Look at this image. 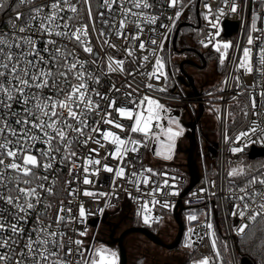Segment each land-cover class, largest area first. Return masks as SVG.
Returning <instances> with one entry per match:
<instances>
[{"label": "snow or ice", "instance_id": "snow-or-ice-1", "mask_svg": "<svg viewBox=\"0 0 264 264\" xmlns=\"http://www.w3.org/2000/svg\"><path fill=\"white\" fill-rule=\"evenodd\" d=\"M164 2L176 9L167 16L169 24L161 22L165 11L159 0H0V13H11L7 30L0 29V264H121L117 250L95 236L89 239L86 220L95 213L80 196L96 203L103 199L104 206L97 209L102 214L115 207L111 199L123 190L149 225L159 220L151 214L156 205L171 207L157 196L179 195L164 193L175 187L166 172L140 162L142 150L173 159L184 134L179 119L168 115L171 109L154 95L167 91L153 83L168 80L159 51L188 7L183 0ZM222 3L225 7L214 13L204 0V19L217 31L201 44L212 45L221 68L230 66L218 90L233 89L232 104L224 116L218 107L211 111L225 129L227 120L240 124L234 137L224 132L226 143L239 145L229 149L236 155L251 144H264V27H257V20L264 24V14L253 15L246 46L213 43L225 9L235 14L241 7L237 0ZM158 4L159 12L154 11ZM259 4L264 10V0ZM233 48L240 54L229 61ZM126 64L134 67L129 70ZM114 75L123 77L119 85ZM64 167L69 179L64 181V199L56 203ZM101 173L111 174L110 192L81 187L95 186ZM152 177L165 178L160 183ZM227 177L222 199L230 202L228 214L240 221L232 230L247 236L259 225L264 233V164L253 171L241 162L229 168ZM209 183L216 187L215 181ZM204 215L201 227L207 231L201 235L189 227L184 247L193 248V235L207 237L211 253L192 264H223L211 213ZM187 219L198 217L189 214Z\"/></svg>", "mask_w": 264, "mask_h": 264}, {"label": "built area", "instance_id": "built-area-1", "mask_svg": "<svg viewBox=\"0 0 264 264\" xmlns=\"http://www.w3.org/2000/svg\"><path fill=\"white\" fill-rule=\"evenodd\" d=\"M183 2L184 4L188 5V7L184 8L181 17L176 23V26L170 33V38L164 41L165 45L171 43L177 26L180 23L186 24V18L189 13L195 16V23L197 29L199 30V37L196 43L197 48L202 52L213 53L219 56V54L214 50L211 44L209 45V47H204L201 44L202 40H207L209 38V33H214L217 31V29L211 27L208 20L204 19V13H206L207 11L203 6L204 0H191V4H189V0H183ZM207 2L211 4L214 13L217 8L225 7L222 3V0H207ZM237 2L241 6L238 13L233 14L231 12H228L227 9H225L226 14L219 21L220 35L215 38L213 43L217 41L224 42L225 40H230L233 45H247L248 31L251 23L253 22V15L264 14V10L261 9L259 0H255V2L254 0H237ZM153 3H157V0H153ZM159 3L163 4V10L165 11V15L161 17V22H163L164 24H169L170 21L167 19V16H174L176 9L167 8V4L164 2V0H159ZM154 11H161L159 4L154 9ZM10 14V12L0 13V29L7 30V24L5 23V21L7 19V16ZM214 18V16H210L209 20H213ZM224 21L235 22L237 24L236 31L233 32L229 37H224ZM257 27H264V24H261L260 21L257 20ZM159 30L161 32L165 31V29ZM112 39L118 44H123V41L116 40L114 36L112 37ZM93 42L95 43V40ZM161 53L162 51H159L160 56ZM234 54L239 55L240 53L235 48L230 49L228 55L229 61L232 59ZM141 55H143V53ZM118 58L123 57L118 55ZM151 63H154V60H152ZM126 67L131 70L134 66L131 64H126ZM228 71H230V66L226 64L223 72L218 75L219 80H217L208 88H204V86L196 87L198 94L192 96L186 95L187 91H189L190 89L184 91L180 89L179 82L177 79L173 81L172 78L169 79L168 77V80L166 82L163 79H161L159 82L153 81V83L156 84L157 87L167 88L166 92L154 93V95L160 100L161 103L172 100H175L179 103V105L175 108L164 104L166 107L171 109L173 114H177L176 118H178L179 120L181 118H184L186 122L190 121L192 118L195 117L196 112L198 110V106L201 105L203 107L201 127L198 128L200 133L197 137L198 143H201L199 146L200 150L198 151L199 155L196 160L199 179L196 184H194V186L187 191L186 194L182 195L183 191L188 186L190 180L187 168L185 167L186 160L183 159L182 165H175L173 163H163L159 161L157 157H155L151 152H146L142 150L140 162H142L144 166L151 167L157 172H166L169 185L175 186L174 188H165L163 190L164 193L170 191H178L179 195H158L157 199H160L161 201L167 200L170 203L171 207L163 208L160 205H156L153 208L151 214L153 217H159V220L152 222L149 225H145L141 217L137 215V202L130 199L127 193H125L123 190L118 189L117 195L113 196L111 199V203L114 204L115 207L105 209L102 214L97 212V209L102 208L104 206L103 199H101L99 203H96L88 197L80 196L79 199L85 203V207L88 208L91 212L95 213V215L89 216L86 220L89 239L92 234L94 235L97 227L96 225L91 226L90 221L93 219L100 221L104 217V215L110 216L113 213H118L119 215L128 214L136 218L140 227L153 228L154 226L158 225L162 220H170L175 224L173 215L180 206L182 234L178 243L179 252L176 256L175 264H192L193 260L200 259L202 256L209 255L211 253L210 243L207 237H205L203 240H200L197 235H193L192 240L195 242L193 248L189 249L184 247L186 234L189 227L196 229L197 232L201 235L207 231V229L201 227V225L205 222L204 214L206 212L211 213V222L214 225L218 237V248L221 254H224L223 264H225V262L227 264H240V259L244 256L238 253V244L244 236H238L232 230L233 223L238 224L240 221L238 219L234 220V218H232L228 214L230 202H226L222 199L227 195V171L230 167L235 166L236 164H239L241 162H243V164L245 165L251 166L253 171L258 170L260 168V165L264 164V154L261 156L250 158L249 153L251 152L252 148L264 149V144H251L243 152L233 155L229 150L230 147L239 145L226 143L224 140L225 131L228 132L229 136L234 137L235 134L240 130V124H233L230 120L225 121L228 124L227 129H225L224 123H222L221 120L217 119L218 114L214 111H211L213 107H218L221 110L219 114L221 116H224L225 109L232 104L231 96L233 94V89L229 88L224 92L218 90L223 86L222 81L224 80ZM112 78L118 85L123 79L122 76L116 75H114ZM247 79L251 80L252 78L248 77ZM209 93H212V95H209ZM220 97H223V99H220ZM231 110L233 112L238 111L235 106H232ZM171 111L170 113H168V115H172ZM164 123L166 124L167 122L164 121ZM212 135L215 137L214 140L210 139V136ZM210 148L214 151V153L210 151ZM109 162L113 164L115 163L114 161ZM140 162H138V168ZM173 177H175V179H172ZM164 178L165 177H152L153 180H158V182L160 183H162ZM68 179V168L64 167L62 169V175L59 178V184L57 186V196L55 198L56 203H58L60 199H64V181ZM210 181H215L216 187H212L209 183ZM237 182L240 183L241 181ZM118 183L125 184L124 181H118ZM81 187H89L90 190L93 191L110 192L112 190L111 174L101 173V176L97 180L95 186L81 185ZM140 187L142 190H149L145 189V186L143 184H141ZM202 188H207L208 192L202 193L200 191ZM211 192H216L217 195L210 196L209 193ZM133 194L135 195L134 189ZM65 203H67V201H65ZM149 206L152 207L151 204ZM189 214H196L198 219L189 222L187 219V216ZM84 226L85 225H76V227L81 229ZM261 235L262 251L264 252V233H262ZM225 245H227L226 248ZM116 250L118 251L117 247ZM251 263L254 264L252 261Z\"/></svg>", "mask_w": 264, "mask_h": 264}, {"label": "flooded vegetation", "instance_id": "flooded-vegetation-1", "mask_svg": "<svg viewBox=\"0 0 264 264\" xmlns=\"http://www.w3.org/2000/svg\"><path fill=\"white\" fill-rule=\"evenodd\" d=\"M177 39L178 38L176 37V41ZM176 48L182 50V52L178 53L173 51L171 53L172 54L171 57L180 56L181 61L180 59L178 60L176 58V60H174L172 58L171 64L173 65V67L179 70L180 62L192 61L195 64V66L184 64L183 68L187 74L192 76L195 86L198 87L197 80L195 79L194 75L197 71H201L205 69V67L207 66L206 59L208 58L207 56L208 53L202 52L197 47H195L194 45H190L189 42L185 40H184V44L181 45L178 44ZM165 69L170 79L173 76V74L167 68ZM179 74L180 73H175L174 75H176L177 77ZM179 86L180 89L183 91L189 89L188 87L183 86L180 82H179ZM202 115H203V111L199 120L196 122L194 126V137L198 144V151L200 150L199 146L201 143H198L197 137L198 134L200 133L198 128L201 127ZM179 121L184 129L183 124L186 122V120H184V118H181ZM185 131L186 130L184 129V133ZM181 137L183 138V141L181 143H176V148L174 151V155L176 156V158L175 160H173V164L175 165H182L183 159H185L186 157L184 151L187 149V140L184 138V134ZM96 226H97L96 231L93 236L96 237V240L105 243L107 246L113 248L114 250H116V246L108 245L107 242L110 241L111 238L112 239L120 238L121 240L120 243L123 245L126 252V264H175L176 256L178 255L179 252L178 245L173 249H167L159 244L154 243L153 241L145 237L143 234L132 231L133 229L140 228L134 216H130L128 214L119 215L118 213H113L110 216L106 215L100 221H97ZM148 229L163 244L171 243V241L174 238L172 237L171 232L170 233L166 232L167 234H164L163 236L161 235L162 233L160 232L162 229L161 230H156L154 228H148ZM162 231L165 233V229Z\"/></svg>", "mask_w": 264, "mask_h": 264}, {"label": "water", "instance_id": "water-1", "mask_svg": "<svg viewBox=\"0 0 264 264\" xmlns=\"http://www.w3.org/2000/svg\"><path fill=\"white\" fill-rule=\"evenodd\" d=\"M186 25L187 24H185V23H180L177 26L176 30H175L174 36H173V38L171 40V44H172L173 50L175 52H178V53L182 52V50H179V49H177L175 47V43H176V37H177V34H178V30L181 27L186 26ZM236 26H237V24L235 22L224 21L223 22V27H224V31H225L224 32V37H229L233 32H235L236 31ZM184 64L195 66V64L192 61H182V62H180V65H179V73L180 74L177 76L176 79L183 86L188 87L190 89L186 93L187 96L197 95L198 92H197L196 86L194 84V80H193L192 76L187 74L186 71L184 70V68H183ZM199 67H201V66H199ZM202 111H203V107L201 105H199L195 117L192 118L190 121L185 122L183 124L184 129L186 130L185 133H184V138L187 140V149L184 151V153L186 155V157H185V160H186L185 167L187 168L190 180H189L188 186L183 191L182 195L186 194L187 191L191 187H193L194 184H196V182L199 179V173H198V168H197V164H196V160H197V157H198L199 153L197 152L198 151V144H197L196 139L194 137V126H195L196 122L199 120V118H200V116L202 114ZM210 151L212 153H214V151L211 148H210ZM263 154H264V149L252 148L251 152L249 153V157L250 158H254V157H257V156H261ZM180 209L181 208L179 206L178 209L175 211V213L173 215V219H174V222L176 224V233H175V236H174L173 240L169 244L161 243V241L158 240V238L156 236H154L149 231L148 228L140 227V228L133 229L132 231L143 234L145 237H147L148 239H150L154 243L161 245L164 248L173 249L174 247H176L178 245L180 237H181V234H182V222H181V219H180ZM105 216L106 215H104V217ZM96 222H97V220L93 219V220L90 221V225L91 226H95ZM120 242H121L120 238H118V239H112L111 238L110 241L107 242V244L117 247L118 253L120 254V257H121V264H126V252H125V249H124L123 245ZM240 264H252V263L247 257H241Z\"/></svg>", "mask_w": 264, "mask_h": 264}, {"label": "trees", "instance_id": "trees-1", "mask_svg": "<svg viewBox=\"0 0 264 264\" xmlns=\"http://www.w3.org/2000/svg\"><path fill=\"white\" fill-rule=\"evenodd\" d=\"M199 37V30L197 29L196 23L194 25L183 26L178 30L177 41L175 46H178V40H180V44H184V40L189 42L190 45H196V41ZM169 50H173V46H169ZM169 52V51H168ZM165 52L163 54V59L165 61V65L172 74L173 81L176 80L175 73H178V70L173 67L171 61L169 60V54ZM208 57H212L215 60V70L218 75L221 74L224 68L219 66L218 55L213 53H208ZM176 69V70H175ZM212 85V84H211ZM252 232H255V235H251ZM262 232L259 230V225H253L249 230V235L244 236L238 244V253L244 257H247L254 264H264V252L262 251Z\"/></svg>", "mask_w": 264, "mask_h": 264}, {"label": "rangeland", "instance_id": "rangeland-1", "mask_svg": "<svg viewBox=\"0 0 264 264\" xmlns=\"http://www.w3.org/2000/svg\"><path fill=\"white\" fill-rule=\"evenodd\" d=\"M183 18H184V16H183ZM195 22H196V18H195V16L194 15H191V14H189L188 13V16H187V18H186V24H189V25H194L195 24ZM187 26V25H186ZM180 40H178V44H180V42H179ZM227 41H230V40H225L224 42H227ZM231 42V41H230ZM181 45V44H180ZM169 46H172V44L171 43H169V44H166L165 45V48H164V50L162 51V53H161V57H163V54L165 53V52H168V54H169V60L170 61H172V58L174 59V60H176V58L179 60L180 59V56H178V57H175V56H172L171 57V53L174 51V50H172V51H170L169 50ZM180 61H181V59H180ZM206 61H207V66L205 67V69H203V70H201V71H197L196 73H195V75H194V77H195V79L197 80V85L198 86H204V88H208L209 86H211V84H213V83H215L217 80H219V77H218V72L215 70V60H214V58H212V57H208L207 59H206ZM217 72V73H216ZM178 73H179V70H178ZM174 76H172L171 78H173ZM163 104H165V105H168V106H170V107H177L178 105H179V103L178 102H176L175 100H172V101H165V102H163ZM171 113H172V111H171ZM176 113H172V115H170V116H173V117H176ZM210 139L211 140H214L215 139V137L212 135V136H210ZM183 141V138L182 137H180L178 140H177V143H181ZM155 147V146H154ZM175 158H176V156L174 155L173 156V159H171V160H164V159H162V158H157L159 161H161V162H163V163H173V160H175ZM172 228V229H171ZM154 229H156V230H164L165 229V233L161 230L160 232L162 233L161 235H163L164 236V234H167L166 232H168V233H172V237H174L175 236V233H176V226H175V224L172 222V221H170V220H162L158 225H156L155 227H154ZM167 236V235H166ZM91 237H93V234L90 236V238ZM113 249V248H112ZM222 257L224 258V254H222ZM225 264H227L226 262H225Z\"/></svg>", "mask_w": 264, "mask_h": 264}, {"label": "crops", "instance_id": "crops-1", "mask_svg": "<svg viewBox=\"0 0 264 264\" xmlns=\"http://www.w3.org/2000/svg\"><path fill=\"white\" fill-rule=\"evenodd\" d=\"M154 227H155V226H154ZM154 227H153V228H154Z\"/></svg>", "mask_w": 264, "mask_h": 264}]
</instances>
